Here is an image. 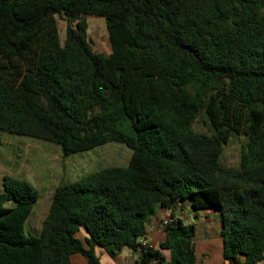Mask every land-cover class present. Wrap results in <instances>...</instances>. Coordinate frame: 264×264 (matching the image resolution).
<instances>
[{
  "label": "trees",
  "instance_id": "obj_1",
  "mask_svg": "<svg viewBox=\"0 0 264 264\" xmlns=\"http://www.w3.org/2000/svg\"><path fill=\"white\" fill-rule=\"evenodd\" d=\"M90 16L105 19L110 55L89 44ZM57 17L68 21L64 43ZM208 75L223 86L197 100L192 90ZM201 115L209 135L193 129ZM0 132L52 143L65 157L111 143L131 151L126 166L60 184L39 236L25 233L37 189L5 177L0 264H69L77 253L101 264L95 246L112 257L129 248L136 264H196V226L178 216L186 205L220 209L227 264H259L264 0H0ZM232 137L245 141L229 171ZM160 209L171 212L166 238L143 245Z\"/></svg>",
  "mask_w": 264,
  "mask_h": 264
},
{
  "label": "rangeland",
  "instance_id": "obj_2",
  "mask_svg": "<svg viewBox=\"0 0 264 264\" xmlns=\"http://www.w3.org/2000/svg\"><path fill=\"white\" fill-rule=\"evenodd\" d=\"M87 23V35L93 51L98 54H111L106 21L96 16L84 17ZM58 31L61 42L64 43L68 21L57 17ZM223 83L215 78L202 76L192 93L195 99L201 100L214 92ZM227 120L230 121L231 106L227 107ZM197 133L210 134L209 124L201 115L193 124ZM243 137H232L225 146L222 165L229 171L239 168ZM131 158V151L121 144H106L90 151L65 157L61 148L49 142L24 137L11 133L0 132V193L4 192V178L15 177L31 182L39 193V200L26 222L27 236H39L42 223L48 214L53 194L60 184L77 181L91 173L102 169L126 166ZM13 203L7 204V207ZM221 214L220 209H212ZM202 214V211L200 212ZM169 219V217L167 218ZM196 220L198 225H202ZM198 264H225L221 237L206 238L202 233L194 240ZM207 253L210 258H207Z\"/></svg>",
  "mask_w": 264,
  "mask_h": 264
},
{
  "label": "crops",
  "instance_id": "obj_3",
  "mask_svg": "<svg viewBox=\"0 0 264 264\" xmlns=\"http://www.w3.org/2000/svg\"><path fill=\"white\" fill-rule=\"evenodd\" d=\"M201 211L195 212L193 211L189 206H180L178 211V216L180 219H182L187 224H195L196 226V235L195 238L199 235V233H202L204 237H221V230H222V222H221V214L214 213L211 211H202V214H200ZM171 212L167 210L160 209L159 214L152 218L150 221V224L147 227V233L140 242L146 243V245L150 247L158 248L160 243L163 242L166 238V231L164 229L163 223L170 219ZM203 218V221H201L202 225H198L196 223V220H200ZM76 237L82 241L84 247L86 249H89L90 246L86 243V240L89 238L88 233L81 229ZM222 239V237H221ZM222 246H223V239H222ZM95 254L99 258L101 264H136L137 261V254L129 249L125 248L123 251L119 254H117L115 257H112L104 248L100 246L94 247ZM166 261L169 262L171 260V254L169 251H163ZM195 253H196V244H195ZM223 255V253H222ZM207 258H210V254L207 253ZM224 259V256H223ZM225 264H227V261L224 259ZM69 264H89L88 259L80 253L73 254L70 257ZM151 264H157V263H151ZM196 264H198V258L196 256ZM241 264H244V258H241ZM259 264H264V261H261Z\"/></svg>",
  "mask_w": 264,
  "mask_h": 264
},
{
  "label": "built area",
  "instance_id": "obj_4",
  "mask_svg": "<svg viewBox=\"0 0 264 264\" xmlns=\"http://www.w3.org/2000/svg\"><path fill=\"white\" fill-rule=\"evenodd\" d=\"M170 221H171V218L168 219V220H166V221L163 223V226L165 227ZM141 240H142V239H141ZM142 244H143V245H146V243H143V242H142Z\"/></svg>",
  "mask_w": 264,
  "mask_h": 264
}]
</instances>
